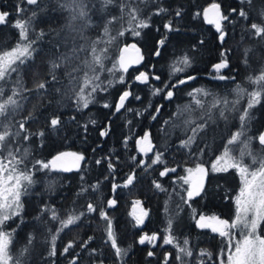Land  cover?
I'll list each match as a JSON object with an SVG mask.
<instances>
[{"label":"trees","instance_id":"1","mask_svg":"<svg viewBox=\"0 0 264 264\" xmlns=\"http://www.w3.org/2000/svg\"><path fill=\"white\" fill-rule=\"evenodd\" d=\"M63 3L64 0H38V5H28L26 0H0V12L10 13L6 23L0 25V51L11 49L16 44L18 29L13 24L17 19H27L32 13H36L30 26V38L36 40L37 34L41 31L44 33L37 40V51L33 58L20 65L19 71L7 77L6 82L0 81L6 94H11L18 78L25 88L31 90L22 93L26 99L21 101V108L7 120L0 117L5 123H11V130L16 132L18 123L31 113V118L24 121L26 131L9 141V147L13 151L16 148L21 150L16 155H22L25 148L29 150L30 154L25 158L24 164L18 167L22 170L31 169L37 181L21 197L24 204L21 215L7 222L6 230L16 229L13 254H18L27 245L29 252L21 258L23 264H69L73 257L77 258L78 264H165L162 251L148 256L136 245V237L143 231L147 235L157 233L158 237H163L169 219L173 222L171 234L189 239L187 246L193 253L197 254L201 249L210 254L221 251L220 238L207 230L195 231L188 220L193 218V209L197 214L202 211L203 214H218L231 220L234 218V196L241 186L240 176L235 169L213 172L211 166L216 157L221 155L231 133L240 128L239 115L247 106L248 97L245 94L241 98L242 102L239 103L236 114L229 110L225 113L227 120L219 116L213 124L207 118L210 106L207 100L211 97L227 99L229 102L237 100L234 89L238 84L247 92L259 90V85L250 83L246 78L258 74L264 67V39L254 36L250 28L252 23L264 24L259 16L264 10V0H219L222 14L229 17L228 21L222 22L226 33L223 42L220 41L218 32L201 23L200 14L208 5L205 0H113L107 6H103V0H83L90 18V24L84 29V36L90 38L91 43L103 36L104 27L101 25L113 16L117 17L112 23L118 25L116 31L124 25L123 43L132 41L129 34L131 29L127 23V9L122 13L121 4L137 7L140 18L146 19L149 25L139 29L140 35L133 40L144 57L139 68L124 73L117 66L116 70L108 72L106 69L112 68L116 62L118 48H107L103 60L104 70L99 71L101 80L98 81L102 82L107 91L95 92L87 108H78L74 93L83 82L84 72L89 71V75H92L82 64L84 60H91V44L87 39H80L75 31L58 36L57 30L65 28L70 13V9L62 7ZM17 5L24 11L18 13ZM241 8L249 13L247 19L238 15ZM158 9L166 11L158 12ZM232 9L237 11L233 12ZM177 11L180 12L179 16L176 15ZM100 12L105 14L103 20L98 16ZM122 15L123 19H120ZM78 22L80 20L75 23ZM165 23L171 24V31L165 29ZM94 26L96 30L92 32L90 29ZM115 34L113 31L114 36ZM67 35L75 38L72 42L75 48L83 45L84 49L72 56L70 62L61 64L51 72V62L59 63L60 58L69 55L73 50L62 47ZM121 38H118L116 44L120 43ZM160 40L165 41L163 45L159 44ZM106 46L103 41L97 45L98 49ZM158 48L160 54L156 55ZM221 52L226 53L229 61L228 68L222 69L220 73L227 77L224 80L215 78L217 73L212 68L222 58ZM185 55L191 61L190 66L183 72L173 73L174 63L176 67H184L178 61ZM140 72L148 74L146 83L135 80ZM53 74L56 76L55 81L52 80ZM121 75L124 83L119 82ZM189 75L195 79L172 87L178 80ZM157 76L160 79H155ZM41 81L47 82L46 88L37 90L35 86ZM57 88L60 89L59 92L55 91ZM198 88L205 89L210 95L197 94V98L205 102V107L198 111L200 119L185 132H181L173 125L179 123L178 117L186 106L197 109L188 94ZM155 89L162 91L154 95ZM87 90L90 91L91 88ZM125 90L132 95L117 112L115 105ZM168 90L174 93L171 99H165ZM105 103L109 107L105 108ZM158 106L159 112L156 111ZM249 112L246 135L252 138L251 150L258 156H264V147L256 139L264 131V99ZM53 115L61 118V124L55 130L49 123ZM93 120L94 124L91 123ZM198 123H205L206 126L198 133L196 142L190 147H181L180 142L192 135L190 128ZM103 130H107L108 134L101 136L100 132ZM145 131L150 133L154 146V150L147 155L138 152L136 145V140ZM40 132L44 135H38ZM23 135H28L29 140H22ZM241 147L239 143L233 145V154L239 156ZM60 152H76L85 158L80 161L79 168L70 171L39 170V166L35 165L36 160L46 162ZM156 152L163 153L162 161L152 164ZM0 153L6 156L7 149L0 148ZM132 157L136 159L133 160ZM97 160L100 161L99 164L96 163ZM140 160H144L145 165H140ZM243 160L244 163L252 165L250 157L245 156ZM109 163L113 165L111 169ZM198 163L209 170L207 185L202 200L191 203L184 215L182 206L185 208L188 204L184 203L186 187L181 183L180 176L185 174L187 168ZM166 167L175 168L176 171L160 176V172ZM130 174H134L135 179L125 187V181ZM153 181L159 183L161 189H157ZM114 184L117 185L115 189ZM93 185L96 187L93 188ZM82 189L85 191H81ZM110 199L116 201L112 207L108 206ZM135 201H140L139 206L148 212L144 225L140 226V232L134 226L131 215ZM89 203L96 206V211H87ZM45 206L54 208L61 218L69 212L84 213L75 225L58 234L54 256H49L48 251L51 234L59 224L58 221L51 220L50 211H42ZM101 208L112 220L119 247L126 250L127 254L122 259L116 257L111 243L107 241L106 221L100 217ZM29 234L34 237L31 245L27 243ZM89 237L92 239L89 240ZM121 238L124 241L120 242ZM196 238L200 241H196ZM69 241H74L73 247L64 253L63 249ZM84 241L88 243L82 248L80 245ZM130 247L137 249L131 256ZM175 258L172 253L167 264H180ZM184 261L186 264L197 263L194 258Z\"/></svg>","mask_w":264,"mask_h":264},{"label":"snow or ice","instance_id":"2","mask_svg":"<svg viewBox=\"0 0 264 264\" xmlns=\"http://www.w3.org/2000/svg\"><path fill=\"white\" fill-rule=\"evenodd\" d=\"M28 5H38V0H26ZM113 0H103V6H107L112 4ZM63 8L70 9L69 19L65 25L70 31H75L79 35L80 39L86 40L87 37L84 36V29L88 27V12L86 11L83 0H64L62 4ZM127 9V10H126ZM18 13L24 11V9L17 5L16 8ZM128 17L127 23L129 28L132 31L133 36H139L140 32L136 29H142L148 27V21L146 19H141L139 15V9L137 7L127 6L125 4H121V12L125 13ZM158 12L166 11V9H158ZM233 12H236V9H232ZM10 15L8 12H0V25L5 24L7 17ZM36 13H32L30 17L27 19H17L13 27L18 29V40L16 44L8 50L0 51V81L6 82V78L9 77L12 73H16L19 71V66L24 65L26 61L33 58V54L37 51L35 45L37 40L44 36V33L41 31L37 34V39L33 40L30 38V26L32 19L35 17ZM176 15L179 16L180 12L177 11ZM238 15L242 18L247 19L249 17V13L241 8L238 12ZM203 16L207 23L215 26L217 32L219 33V39L221 42L224 41L225 31L222 25V22L228 21L229 17L222 14L220 5L213 2L207 8L203 10ZM261 20H264V10L259 13ZM123 19V15L120 17ZM84 21V23L77 28L75 25L76 21ZM117 17L113 16L109 19L103 29V42L106 44H111L114 40L117 39V36L110 35L109 25L112 24ZM165 29L169 31L172 30L170 23H165ZM250 28L253 32V35L256 37H260L264 39V24L252 23ZM127 30V29H126ZM124 31H120L117 33L118 36H123ZM102 42L101 38H98L91 43V51L90 56L91 60H84L82 64L85 68L89 69L92 72V75H89V71H85L83 75V82L79 86V90L74 93L75 103L78 108H87L88 105L92 102L93 94L100 91H107L106 87L102 86V82H98L101 80L99 71L104 70L103 60L108 51L107 48L98 49L97 45ZM164 40H160L159 44L163 45ZM129 48L134 49L137 54H139V49L136 48L135 44L125 45L120 49V54L116 59V62L113 64L112 68L106 69L108 72H113L117 69V65L119 66V70L124 72L127 71L129 63H139L142 57H137L136 59L129 60L126 58L125 53L128 52ZM84 49V46L81 45L80 48H73L72 52L69 55L63 56L60 58V62L57 63L55 61L51 62L50 71L54 72L55 69L59 68L61 64L70 62L72 56H75L77 52ZM248 49L245 50V54L247 55ZM159 48L156 51V55H159ZM221 59L219 62L212 65L213 70L217 73L215 78L224 80L227 79L224 75H221V70L226 69L229 66V61L226 57L225 52H221ZM179 64H182L184 67H176L175 63L172 68V72H183L185 68L190 66V59L187 55L180 58L178 61ZM247 64V60H245ZM76 71V69H73ZM74 79V78H73ZM149 77L145 72H140L139 75L135 77V80L140 81L141 83H146ZM155 79H160V77H155ZM194 76H186L185 79H180L177 81L176 85H172L173 88L178 85L185 84L187 81L194 80ZM250 83L259 85V90H253L251 92H247L245 88L241 87L239 84L234 89L237 100L231 102V107L229 108V101L227 99H214L212 104L208 107V113L210 114L212 109H215L218 105H223V109L220 110L219 115L227 120V116L225 112L227 110H236V105L239 102V98H242L245 94L248 97L247 106L243 108L242 112L239 115L240 128L231 133L229 139L224 144L223 151L221 155L217 156L215 161H213L211 166V171L213 172H227L229 169H235V171L240 176L241 187L239 189L238 194L234 198L235 200V215L234 218L229 221L228 219H222L216 215H203L198 214L199 218L195 219L197 213L195 209H193V218L195 219L196 226L198 228H210L213 233H217L220 237H224L227 239V260H220V264H264V235H261L258 231L262 229V222H264V156H258L251 150V137L246 135L247 121L250 119L249 110L252 109L255 105L261 103V100L264 99V67H262L258 74L249 75L246 78ZM52 80H56V76L52 75ZM119 82L124 83V77L121 75L119 77ZM111 84V81L108 82ZM46 81L39 82L35 87L37 90H43L46 88ZM15 87L11 89V94H6L4 88L0 86V117H3L4 120H7L9 116L15 113L19 108L22 107L21 101L26 99L22 93L29 92L31 90L24 87L21 80L18 78L15 82ZM91 88L88 91V88ZM55 91L59 92L60 89L57 88ZM162 89H155L154 95L159 94ZM173 91L168 90L165 96V99H171L173 97ZM197 94H202L204 96L210 95L205 89L198 88L193 89L188 95L192 97V100L195 102L196 107L204 108L205 102L201 99L197 98ZM132 95V93L128 90H125L119 97V101L116 103L115 108L118 112L121 108L125 106V101L128 97ZM6 97V98H5ZM19 97V99H17ZM140 99L139 97H136ZM105 108L109 107L107 103L103 105ZM11 109V111H9ZM189 108L186 106V111ZM157 112L160 111V107L158 106L156 109ZM31 118V113L28 117H24L22 121L18 123V130L13 132L11 123H5L4 120H0V148L7 149V155L4 156L3 153H0V264H23L22 257L25 256L29 252V248L26 245L23 247L18 254H13L12 246H13V237L16 232V229H12L11 231L6 230L7 222L12 220L13 217H19L23 211L24 204L21 201V197L25 195L29 189V187L35 184L37 181L33 175V171L22 170L18 166L24 164L25 158L29 156V150L25 148L23 150L22 155H16L21 150L16 148L13 151L9 147V141H11L14 137H19L21 132L26 131V125L24 121H27ZM155 119V116H153ZM50 126L52 129H57L61 124L60 116L53 115L50 119ZM91 123H95V121H91ZM167 123V122H166ZM193 123L192 120H186V125H191ZM205 123H198L194 127L190 128L192 135H189L187 139L182 140L180 142L181 147H190L194 144L198 138V133L205 128ZM107 130H103L100 132L101 136L107 135ZM38 135L43 136L44 133L40 132ZM244 137L242 140L241 138ZM22 140L28 141L29 136L23 135ZM259 144L264 147V132H261L258 137ZM127 140V138H126ZM237 143L241 144L242 147L240 149L239 156L233 154V145ZM137 151L140 153L152 152L154 150V146L152 144L150 133L145 131L144 135L136 140ZM203 151V149H201ZM162 152H156L154 158L152 159V164H157L162 161ZM247 156L252 160V165L244 163L243 158ZM67 158H70L67 159ZM84 156L80 153L76 152H60L57 155L53 156L48 161L36 160L35 165L39 166V170H54V169H62L64 171H70L71 168H79L80 161L84 160ZM133 160L136 157H132ZM71 164V167H68V164ZM97 164L100 163L99 160L96 161ZM140 165H145L144 160L139 161ZM255 165H258L255 166ZM113 165L109 163V169H111ZM146 167H150V165H146ZM175 168H164L163 171L160 172V176H165L169 172H175ZM188 176L182 177L184 183L188 185L187 188V200L184 203H188V201L192 200L193 197L200 196L201 193L205 190L204 177L208 174L207 169H205L203 164H196L195 168H187L186 169ZM135 179L134 174H130L125 181L124 186L127 187L130 185ZM154 186L157 189H161V185L156 181H153ZM93 188L96 186L93 185ZM117 185H113V189H115ZM81 191H85L82 189ZM116 204L114 199L108 200V206L112 207ZM140 201H135L134 205H139ZM43 212H51V220L58 221L59 227L55 228V232L51 234V242L48 251L49 256L56 255V245L55 242L58 238V234L63 232L65 229L69 228V226L75 225L77 221L80 220L81 216L84 213L75 214L73 212H69L64 218L58 216L56 210L49 209L45 206L42 209ZM88 212L96 211V206L92 203L87 205ZM134 219L136 220V224L140 225L144 222V217L148 215V212L144 209L140 210V214L136 215L135 212L131 213ZM100 217L102 220L106 221V237L107 241L111 243L112 249L115 251V255L118 259H122L124 255H126V250H123L118 245L117 236L113 230L112 220L108 217L107 213L101 208L100 209ZM172 220H168V227L165 229L166 235L164 236L165 244H174L177 248L176 260L180 262V264H185L184 257H190L193 255V252L190 248L187 247L189 241L187 238L183 241V246L179 243H175L176 238L171 234L172 230ZM240 229V238L235 241L233 244L234 230ZM158 238L157 233H153L151 235H143L139 239L140 244L155 243ZM89 240L92 237L88 238ZM34 237L29 234L28 237V245L33 243ZM87 241H84L80 245V247H85L87 245ZM74 241H69L67 245L64 247L63 252L67 253L69 249L73 247ZM95 250L93 249V252ZM148 256H153L154 252L149 251L147 253ZM168 253H165V264L168 261ZM200 256H211V254L205 250L201 249ZM69 264H78L77 258L73 257ZM102 264V262H101ZM200 264H204L201 259Z\"/></svg>","mask_w":264,"mask_h":264},{"label":"rangeland","instance_id":"3","mask_svg":"<svg viewBox=\"0 0 264 264\" xmlns=\"http://www.w3.org/2000/svg\"><path fill=\"white\" fill-rule=\"evenodd\" d=\"M98 16L103 20L104 19V17H105V14H104V12H100L99 14H98ZM88 19H89V22L87 21V23H88V25L90 24V18L88 17ZM84 23V21H80V22H78V23H75V25H76V27L77 28H79L82 24ZM92 24V23H91ZM105 24L106 23H102V25L101 26H105ZM100 25V21H99V23H98V26ZM124 26V25H123ZM123 26L122 27H120L119 28V30L118 31H116L117 30V27H118V25L117 24H111V26H109V29H110V35H112V36H114L113 35V31H114V33H116L115 34V36H117V39L116 40H114L111 44H107V46H106V48H119L120 46L119 45H121V44H123V40H125L124 39V36H125V34L123 35V36H118L117 35V33L118 32H120V31H124V33H125V28L123 29ZM96 26H94V28H92V29H90L92 32L93 31H95L96 29ZM89 30V31H90ZM136 30H138L139 31V29H136ZM70 30L67 28V27H65L63 30H60V31H58L57 30V34H58V36H62V35H65V34H67L68 32H69ZM101 32V31H100ZM99 32V33H100ZM95 34V33H94ZM130 35H131V38H133V39H131V40H134V38H136L135 36H133L132 35V31L130 30V33H129ZM71 35H67L65 38H64V44L62 45V47L63 48H75L74 47V45H72V42H73V40L75 39V38H72V37H70ZM87 36V35H86ZM121 38V40H120V43H117L116 44V42H117V40H118V38ZM101 38L102 39H106V38H104L103 36H101ZM87 40L89 41V43L91 44V39L90 38H87ZM103 41V40H102ZM87 47L89 46V44L88 45H86ZM118 50V49H117ZM139 75V74H138ZM214 99H217V98H215V97H211V98H209L208 100H207V103L209 104V105H211L212 104V102H213V100ZM242 102V100H241V98H239V102H238V104L236 105V110H234L233 111V113H237L238 112V106H239V103H241ZM231 107V102L229 103V108ZM223 109V105H218L215 109H212V111H211V113L208 115V119H209V122H210V124H213V122L215 121V119H217L220 115H219V113H220V110H222ZM198 111H199V108L197 107V109H193V108H189V110H187L186 111V109H184V110H182V112L180 113V116L178 117V119H179V123L178 124H174L173 126L174 127H176V128H179L180 130H181V132H185L192 124H194L195 122H196V120H199L200 119V116L198 115ZM227 111H229V110H227ZM226 111V112H227ZM225 112V113H226ZM186 120H192L193 121V123L191 124V125H186L185 124V121ZM238 121H239V119H238ZM237 147L235 146V149H236ZM195 166H196V164L194 165V166H192L191 168H195ZM206 169V168H205ZM186 176H188V173H187V171L185 172V174H183V175H181L180 177L182 178V177H186ZM182 184H184V180L182 179V182H181ZM241 184V183H240ZM241 187V186H240ZM239 192V191H238ZM238 192L236 193V195L238 194ZM236 195L234 196V198L236 197ZM235 201V200H234ZM137 206H139V205H137ZM141 209H143L142 207H140L139 206V211L137 212H135L136 213V215H139L140 214V210ZM259 232H260V234L261 235H264V224L262 225V229H259L258 230ZM165 235H166V233H165ZM164 235V236H165ZM234 236H235V238L233 239V244L235 243V241L237 240V239H239L240 238V229H236V230H234ZM175 243H177V241H175ZM222 243V248H221V251H219V255H218V258H219V260L216 262V264H220V260L221 259H224L225 261L227 260V251H228V249H227V244H228V241H227V239L225 240V242L224 241H222L221 242ZM184 259L187 261L188 259H189V257H184ZM187 262H185V264H186Z\"/></svg>","mask_w":264,"mask_h":264},{"label":"flooded vegetation","instance_id":"4","mask_svg":"<svg viewBox=\"0 0 264 264\" xmlns=\"http://www.w3.org/2000/svg\"><path fill=\"white\" fill-rule=\"evenodd\" d=\"M138 1H140V0H138ZM206 2H207V6L205 7V8H207L210 4H212L213 2H215V3H217V4H219V0H205ZM220 5V4H219ZM204 8V9H205ZM203 9V10H204ZM203 10H202V12H201V14H200V18H201V23L202 24H204L206 27H208L209 29H212V30H214L215 32H217V30H216V28H215V26L214 25H212V24H209V23H207L206 21H205V19H204V16H203ZM207 181H208V178H207V175L204 177V183H205V187H206V185H207ZM184 185H185V189H184V197H185V200H187V188H188V185L187 184H185L184 183ZM204 192V191H203ZM203 192L201 193V195L200 196H197V197H193L192 198V200H190V201H188V205H185V208H184V206H182V210L184 211V215H186V213H187V211H188V208H189V206H190V204L191 203H199V201H201L202 200V196H203ZM139 211V210H138ZM137 211V212H138ZM136 212V211H135ZM132 213H133V211H132ZM198 214H203L202 213V211L201 212H199ZM196 215V217H195V219H198L199 218V215ZM203 215H207V216H210V215H216V216H219V217H221L220 215H218V214H203ZM132 217H133V215H132ZM222 219H228V218H223V217H221ZM195 219L194 218H191L190 220H188V223H189V225L190 226H192L194 229H195V231H202V230H207V231H209L213 236H216L217 238H220V241H224L225 242V240H226V238H224V237H220L217 233H213L212 231H211V229L210 228H204V229H201V228H198L197 226H196V223H195ZM133 222H134V226L137 228V230H139L140 229V226L141 225H144L143 223L142 224H140V225H137L136 224V220L134 219V217H133ZM144 220H145V217H144ZM229 221H231V219H228ZM186 223V222H185ZM139 232H140V230H139ZM145 233L146 232H142L141 234H140V236H138V237H136V245L139 247V249H141V250H144L146 253H148L149 251H153V252H156V251H158V254H159V252H163V257H164V260H165V253H168L169 254V256H168V259L170 258V256H171V254L173 253L174 254V256L176 257V255H177V248L174 246V244H165L164 243V236L163 237H158L157 238V240H156V242L155 243H148V242H145L144 244H140L139 243V239H140V237L141 236H143V235H145ZM149 235V234H148ZM176 238V241H177V243H179L180 245L181 244H183V240L185 239V238H183V237H175ZM183 238V239H182ZM189 240V239H188ZM192 240V239H191ZM194 240V239H193ZM192 240V241H193ZM121 241H124V239H120V242ZM196 241H200L198 238H196ZM188 247V246H187ZM188 248H190V247H188ZM130 250V256L134 253V251H136L137 249H136V247H130L129 248ZM191 249V248H190ZM166 250V251H165ZM191 251H192V249H191ZM200 250L197 252V254L196 253H193V254H196V256H194V255H192V256H190L189 258H194L195 260H196V262L197 263H194V264H200V261H201V259L203 260V262H204V264H216V262L219 260V258H218V255H219V252H216V253H211V256L209 257V256H204V257H201L200 256ZM208 260V261H207ZM175 261H176V258H175Z\"/></svg>","mask_w":264,"mask_h":264},{"label":"water","instance_id":"5","mask_svg":"<svg viewBox=\"0 0 264 264\" xmlns=\"http://www.w3.org/2000/svg\"><path fill=\"white\" fill-rule=\"evenodd\" d=\"M132 44H135V43H129V44H127V45H132ZM135 45H136V44H135ZM124 46H125V45H122V46H120V47L118 48V50H117V58H118V56H119V54H120V49L123 48ZM136 48L139 49V54H137L136 51H135L134 49L129 48L128 52L125 53L126 58H128L129 60H132V59H136V58L139 56V57H142V59L140 60L139 63H129V65H128V69H127L126 72L130 71L131 69L139 68V67L142 65L143 61H144V57H143V55H142V53H141V51H140V48H139L137 45H136ZM117 66H118V65H117ZM118 68H119V66H118ZM120 71H122V70H120ZM122 72H124V71H122ZM126 72H124V73H126ZM67 159L70 160V158H67ZM67 166H68V167H71V164L69 163ZM71 169H75V168H71ZM60 170H61V169H60ZM136 209H138L137 206H136Z\"/></svg>","mask_w":264,"mask_h":264}]
</instances>
